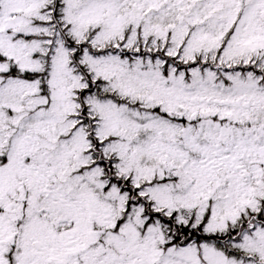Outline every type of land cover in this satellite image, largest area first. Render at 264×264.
Instances as JSON below:
<instances>
[{
	"label": "snow or ice",
	"instance_id": "snow-or-ice-1",
	"mask_svg": "<svg viewBox=\"0 0 264 264\" xmlns=\"http://www.w3.org/2000/svg\"><path fill=\"white\" fill-rule=\"evenodd\" d=\"M0 264H264V0H0Z\"/></svg>",
	"mask_w": 264,
	"mask_h": 264
}]
</instances>
